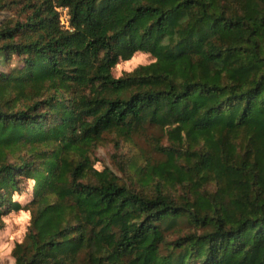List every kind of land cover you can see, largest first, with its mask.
<instances>
[{
    "label": "trees",
    "instance_id": "1",
    "mask_svg": "<svg viewBox=\"0 0 264 264\" xmlns=\"http://www.w3.org/2000/svg\"><path fill=\"white\" fill-rule=\"evenodd\" d=\"M8 9L0 229L31 214L15 264H264V0H0ZM138 52L153 61L115 78ZM150 128L158 158L131 159L134 183L95 167L108 135L119 146Z\"/></svg>",
    "mask_w": 264,
    "mask_h": 264
},
{
    "label": "rangeland",
    "instance_id": "2",
    "mask_svg": "<svg viewBox=\"0 0 264 264\" xmlns=\"http://www.w3.org/2000/svg\"><path fill=\"white\" fill-rule=\"evenodd\" d=\"M14 14L15 10H5L0 14V19L11 18ZM151 61H153V58L145 52H138L128 60H120L121 64L128 63V67L148 64ZM125 72L128 71L124 68L113 69V75L115 77H119ZM153 135L160 136L161 132L157 128H150L148 129V135H136L131 141H127V139L121 137L119 146L116 145L117 139L113 138L114 135H108L107 141L97 146L92 152L95 167L99 170L108 167L120 177L121 182L134 183L137 176L130 167L131 159L138 156L141 151L146 153L148 157L158 158V155L153 152L152 146L150 145L151 142L149 141V137ZM161 141L165 143L166 137L161 136ZM33 185L32 180L27 183L25 182L23 191L14 195L17 197L15 200L20 201L23 206H26L32 198ZM21 211L28 213L26 220L21 221L19 219V213ZM30 219L31 214L27 208L12 211L4 216V226L0 229V264H15L12 250L16 242L24 239L30 225ZM174 237L175 235L171 236V238Z\"/></svg>",
    "mask_w": 264,
    "mask_h": 264
},
{
    "label": "clouds",
    "instance_id": "3",
    "mask_svg": "<svg viewBox=\"0 0 264 264\" xmlns=\"http://www.w3.org/2000/svg\"><path fill=\"white\" fill-rule=\"evenodd\" d=\"M140 65H134L133 67H128V63H123L121 64V62L117 61V63L113 66L115 69H120V68H124L126 71H128L129 73L133 72L135 70L136 67H139ZM146 66V65H145ZM111 70V69H110ZM115 78H119L118 76ZM17 197L14 196V199H16ZM28 218V213L21 211L19 213V219L21 221L26 220Z\"/></svg>",
    "mask_w": 264,
    "mask_h": 264
},
{
    "label": "built area",
    "instance_id": "4",
    "mask_svg": "<svg viewBox=\"0 0 264 264\" xmlns=\"http://www.w3.org/2000/svg\"><path fill=\"white\" fill-rule=\"evenodd\" d=\"M62 11V14H61V21L63 24H68V16H67V12H66V9H59Z\"/></svg>",
    "mask_w": 264,
    "mask_h": 264
}]
</instances>
